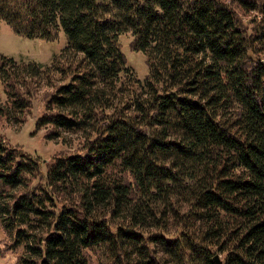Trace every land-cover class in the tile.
<instances>
[{"label": "trees", "instance_id": "obj_1", "mask_svg": "<svg viewBox=\"0 0 264 264\" xmlns=\"http://www.w3.org/2000/svg\"><path fill=\"white\" fill-rule=\"evenodd\" d=\"M3 21L69 57L0 55L1 112L47 78L36 127L83 136L50 160L0 138L15 264H264V0H0Z\"/></svg>", "mask_w": 264, "mask_h": 264}, {"label": "rangeland", "instance_id": "obj_2", "mask_svg": "<svg viewBox=\"0 0 264 264\" xmlns=\"http://www.w3.org/2000/svg\"><path fill=\"white\" fill-rule=\"evenodd\" d=\"M247 20L248 15H244L243 21L247 22ZM130 41L129 33L119 37L126 65L132 69L137 78L141 79L148 71L144 54L141 51H133ZM65 46L66 37L63 31L55 40L30 38L15 34L4 21L0 23V55L13 58L18 62L34 61L45 67H51L56 59L60 62L63 57H69V54L62 55ZM60 56L62 57L59 58ZM43 80L42 88L34 97L32 106L26 111L22 121L18 119V113L14 111L1 112L0 110V138L23 151L39 156L42 160H50L61 151L77 150L83 136L80 132L63 131L62 138L48 140L45 137L46 129L36 127L37 117L42 113L46 97L51 90L47 78ZM5 105L6 96L0 79V106L5 107ZM6 245L7 235L0 225V264H15L18 254L7 251Z\"/></svg>", "mask_w": 264, "mask_h": 264}, {"label": "water", "instance_id": "obj_3", "mask_svg": "<svg viewBox=\"0 0 264 264\" xmlns=\"http://www.w3.org/2000/svg\"><path fill=\"white\" fill-rule=\"evenodd\" d=\"M213 259L216 261L217 264H221V261L218 258V255H215Z\"/></svg>", "mask_w": 264, "mask_h": 264}]
</instances>
